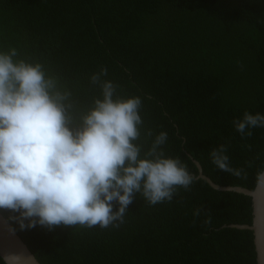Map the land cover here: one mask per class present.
I'll use <instances>...</instances> for the list:
<instances>
[{"label":"trees","instance_id":"trees-1","mask_svg":"<svg viewBox=\"0 0 264 264\" xmlns=\"http://www.w3.org/2000/svg\"><path fill=\"white\" fill-rule=\"evenodd\" d=\"M11 50L70 94L74 121L102 99L91 77L106 69L114 99L142 101L141 157L165 132L161 150L194 178L171 201L137 193L118 227H21L0 209L39 264H257L253 233L232 227L252 224L251 198L211 188L196 163L249 190L264 168V127L242 138L233 125L264 115V0H0V54ZM219 145L239 176L211 162Z\"/></svg>","mask_w":264,"mask_h":264},{"label":"clouds","instance_id":"clouds-1","mask_svg":"<svg viewBox=\"0 0 264 264\" xmlns=\"http://www.w3.org/2000/svg\"><path fill=\"white\" fill-rule=\"evenodd\" d=\"M16 55L0 54V209L18 213L21 227L23 220L50 231L61 225L118 227L137 193L155 205L171 201L178 188L189 190L194 178L186 166L161 150L165 132L141 157L134 142L141 136L142 101L114 99L116 86L101 80L106 69L91 77L102 99L74 121L70 94L46 78L42 65L14 62ZM233 125L242 138L250 137L246 129L264 127V115L245 111ZM226 152V145L212 149L211 162L239 176Z\"/></svg>","mask_w":264,"mask_h":264},{"label":"water","instance_id":"water-1","mask_svg":"<svg viewBox=\"0 0 264 264\" xmlns=\"http://www.w3.org/2000/svg\"><path fill=\"white\" fill-rule=\"evenodd\" d=\"M198 168V178L204 180L211 188L218 191L235 192L251 198L252 224L233 225L238 229H248L253 233L257 264H264V176L259 177L253 190L242 187L218 186L202 174ZM264 172V168L262 170ZM261 172V173H262ZM0 257L5 264H39L26 245L21 241L12 227L0 214Z\"/></svg>","mask_w":264,"mask_h":264}]
</instances>
